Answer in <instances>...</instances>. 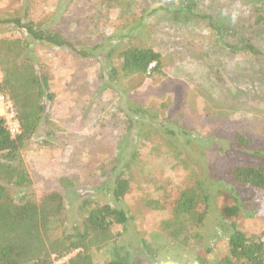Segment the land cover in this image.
Returning <instances> with one entry per match:
<instances>
[{
	"label": "rangeland",
	"instance_id": "rangeland-1",
	"mask_svg": "<svg viewBox=\"0 0 264 264\" xmlns=\"http://www.w3.org/2000/svg\"><path fill=\"white\" fill-rule=\"evenodd\" d=\"M182 3L0 0L4 96L12 103L13 96L21 98L25 86L19 75L26 65L47 79L40 123L20 151L34 198L54 190L59 178L73 180L74 186L60 189L64 229L70 231L80 224L79 203L88 197L109 201L113 174L126 168L129 189L119 205L129 222L122 238L138 264H153L143 241L166 264H190L207 245L214 264L227 251L222 226L233 223L248 237L264 232V215L221 214L235 203L222 184L228 167L258 163L233 137L264 138V0H195L191 14L181 10ZM26 16L42 27H57L75 49L30 41L10 22ZM16 37L30 42V51L12 59L1 40ZM245 40L263 54L230 53L225 46L241 47ZM129 46L158 51L159 69L122 77L119 53ZM200 182L210 194L206 219L196 228L202 237L175 240L163 226L171 216L169 201ZM240 195L249 193L241 189ZM92 259L109 264L102 250H93Z\"/></svg>",
	"mask_w": 264,
	"mask_h": 264
},
{
	"label": "trees",
	"instance_id": "trees-1",
	"mask_svg": "<svg viewBox=\"0 0 264 264\" xmlns=\"http://www.w3.org/2000/svg\"><path fill=\"white\" fill-rule=\"evenodd\" d=\"M182 1L181 10L193 13L195 0ZM10 22L22 28L30 41L75 49V44L57 27H42L27 16L13 18ZM1 42L5 44V49L10 48L12 59L30 51V42L25 38L2 39ZM225 46L230 53L263 54L246 40L241 47L233 43H226ZM119 58L122 77L149 74L161 66V54L146 46L126 47L120 51ZM12 63L15 64V61ZM26 66L21 67L19 75L25 86L19 92L21 98L13 96L12 99L20 133L12 136L0 116V264H55L56 260L65 257L64 264H93V250H102L109 264H138L129 244L122 238L129 222V216L119 205L129 189L126 168L113 174V180L109 182V201L97 202L88 197L79 203L80 224L70 231L64 229L66 204L60 189L74 186L73 180L59 178L54 190L42 194L38 200L34 198L31 178L20 151L32 141L40 123L42 106L39 100L47 89V79L34 74L32 65L29 69ZM4 70L6 75L9 68L5 66ZM4 83H0V92L7 95ZM233 142L238 149L248 151L258 163H235L228 167L222 184L229 187L235 203L222 207L221 214L223 217H234L241 212L247 216L264 215V138L256 140L236 134ZM241 189L249 193L247 198L241 197ZM209 198L210 194L200 182L180 190L169 201L171 216L163 221V226L173 239L185 241L190 236L201 239L202 235L196 228H201L206 219ZM116 226L121 227V231L113 232ZM222 229L227 251L218 256L214 264H264V232L248 237L233 223L229 227L222 226ZM142 243L146 256L153 264H166L157 258L150 243ZM211 249L207 245L200 246L190 264H209L207 254Z\"/></svg>",
	"mask_w": 264,
	"mask_h": 264
},
{
	"label": "built area",
	"instance_id": "built-area-1",
	"mask_svg": "<svg viewBox=\"0 0 264 264\" xmlns=\"http://www.w3.org/2000/svg\"><path fill=\"white\" fill-rule=\"evenodd\" d=\"M0 116L4 118L9 133L14 136L20 133V124L13 103L0 93Z\"/></svg>",
	"mask_w": 264,
	"mask_h": 264
}]
</instances>
